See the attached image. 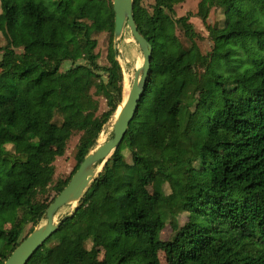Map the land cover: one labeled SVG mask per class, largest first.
<instances>
[{
	"label": "trees",
	"instance_id": "16d2710c",
	"mask_svg": "<svg viewBox=\"0 0 264 264\" xmlns=\"http://www.w3.org/2000/svg\"><path fill=\"white\" fill-rule=\"evenodd\" d=\"M184 1L149 10L133 0L152 47L134 116L75 211L25 264H160V247L166 264H264V0H199L195 14L177 17ZM213 8L223 20L209 26ZM191 16L213 39L210 65ZM0 35L3 264L98 145L122 103L123 72L112 0H0ZM193 63L202 71L191 78ZM74 136L77 164L55 179ZM167 218L173 234L162 240Z\"/></svg>",
	"mask_w": 264,
	"mask_h": 264
},
{
	"label": "water",
	"instance_id": "95a60500",
	"mask_svg": "<svg viewBox=\"0 0 264 264\" xmlns=\"http://www.w3.org/2000/svg\"><path fill=\"white\" fill-rule=\"evenodd\" d=\"M112 7L114 11V39H117L122 34L123 28L127 26L143 56L142 64L135 69L129 93L115 113L112 136L98 144L84 157L66 186L59 191L47 206L45 223L37 225L11 252L3 264H25L30 256L58 228L61 221L75 211L82 194L121 142L134 116L150 67L152 47L137 30L133 18V0H112ZM68 203H75L76 205L72 207L70 213L55 222L54 216L57 211Z\"/></svg>",
	"mask_w": 264,
	"mask_h": 264
},
{
	"label": "rangeland",
	"instance_id": "374dc122",
	"mask_svg": "<svg viewBox=\"0 0 264 264\" xmlns=\"http://www.w3.org/2000/svg\"><path fill=\"white\" fill-rule=\"evenodd\" d=\"M199 0H185L183 3H180L175 6L176 16H182L187 13H193L197 11V4ZM154 3V0H142V4L151 10V6ZM223 20V15L220 8L211 9L209 16L206 20L207 25L214 26L219 24ZM190 21L192 22L195 31L200 36L196 37V43L201 51V54L204 59L205 65H210L213 62V59L216 56V52L213 50V39L210 38L207 25L202 23L201 19L196 16H191ZM178 35L183 39V35L178 33ZM108 36L106 33H101L98 36V44L96 50L100 55V62H104L106 55ZM116 47L118 49L117 59L120 62L123 72V88H122V102L125 100V86L128 84L131 87L135 69L142 64L143 56L142 52L139 49L136 41L132 37L129 28L125 26L123 28L122 34L115 39ZM3 43V38L0 35V44ZM1 58V52H0ZM202 71L200 65L198 63H193L186 69V74L188 77L193 78L195 75L199 74ZM201 90L197 91V95L200 94ZM101 109L104 108V102L101 100L100 102ZM113 116L112 120L105 126L103 131L100 134L99 143H102L109 139L112 134V124L114 121ZM77 136L72 137V139L68 142L66 150L64 154L60 157H56L54 161L55 165V179H66L74 170L76 166V158H75V145L77 142ZM143 166V163L134 166L136 169H140ZM100 169V167H98ZM146 188L149 192V200L153 203L156 199V195L153 191L151 183L146 184ZM55 194V191H50L47 199H51ZM76 205L75 203H68L62 206L54 216V221L57 222L63 215L71 212L72 207ZM187 220V214L181 213L179 217L180 224ZM45 223V219H42L38 225ZM5 227H9V223L5 224ZM173 234V230L170 225V218L166 219V225L164 229L161 231V239L166 240L169 239ZM158 258L160 260V264H166L165 262V254L162 247L158 250ZM98 257L100 259H106L107 253L104 249L98 248Z\"/></svg>",
	"mask_w": 264,
	"mask_h": 264
},
{
	"label": "bare ground",
	"instance_id": "6f19581e",
	"mask_svg": "<svg viewBox=\"0 0 264 264\" xmlns=\"http://www.w3.org/2000/svg\"><path fill=\"white\" fill-rule=\"evenodd\" d=\"M129 90H130V87H129V85L127 84V85L125 86V93H126L125 97H127L128 93H129ZM125 99H126V98H125Z\"/></svg>",
	"mask_w": 264,
	"mask_h": 264
}]
</instances>
